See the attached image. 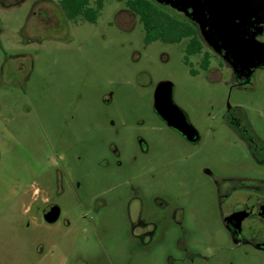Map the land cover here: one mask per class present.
Segmentation results:
<instances>
[{
  "label": "rangeland",
  "instance_id": "rangeland-1",
  "mask_svg": "<svg viewBox=\"0 0 264 264\" xmlns=\"http://www.w3.org/2000/svg\"><path fill=\"white\" fill-rule=\"evenodd\" d=\"M184 44H145L125 0L95 22L67 20L58 0H0V264H228L241 249L215 182L255 168L222 117L243 111L264 139V65L238 85L206 43L186 65ZM162 81L197 144L154 111ZM139 199L146 216L167 200L179 223L135 240Z\"/></svg>",
  "mask_w": 264,
  "mask_h": 264
},
{
  "label": "flooded vegetation",
  "instance_id": "flooded-vegetation-1",
  "mask_svg": "<svg viewBox=\"0 0 264 264\" xmlns=\"http://www.w3.org/2000/svg\"><path fill=\"white\" fill-rule=\"evenodd\" d=\"M259 35H257L258 40ZM253 69L239 72H235L232 69L237 84L250 85ZM156 114L165 126L178 133L184 141L191 144H197L200 141L201 136L194 127L192 129H184L183 127L179 129V124L181 123L179 122V115L175 116L178 127L174 128L168 126L157 112ZM222 120L223 125L239 138L255 168L248 172L252 176H221L217 177L215 182L223 226L231 239L241 247L231 257L228 264H264V139L253 130L246 113L243 111L229 108L224 113ZM139 200L136 215L133 219L130 218L133 226L132 235L135 240L140 242L144 241L147 236H153L159 226L164 227L171 222L179 223V220L174 215L175 209H171L172 203L167 200L162 199V204L158 205L155 208V213L150 216H146L142 199ZM44 203V208L42 209L43 217L48 209L55 206L49 204L47 200Z\"/></svg>",
  "mask_w": 264,
  "mask_h": 264
},
{
  "label": "water",
  "instance_id": "water-1",
  "mask_svg": "<svg viewBox=\"0 0 264 264\" xmlns=\"http://www.w3.org/2000/svg\"><path fill=\"white\" fill-rule=\"evenodd\" d=\"M184 13L198 27L204 42L235 72L264 65V42L257 35L264 30V0H156ZM173 86L160 82L154 90V109L170 127L192 129L184 112L173 102ZM59 208L52 206L44 219L55 222Z\"/></svg>",
  "mask_w": 264,
  "mask_h": 264
},
{
  "label": "trees",
  "instance_id": "trees-1",
  "mask_svg": "<svg viewBox=\"0 0 264 264\" xmlns=\"http://www.w3.org/2000/svg\"><path fill=\"white\" fill-rule=\"evenodd\" d=\"M104 0H58V4L68 20L82 19L95 22ZM125 6L132 11L144 31V43L161 41L179 43L185 40L183 61L190 65L189 56L202 53L204 40L197 25L184 13L159 3L156 0H125ZM201 68L209 65V56L204 53Z\"/></svg>",
  "mask_w": 264,
  "mask_h": 264
}]
</instances>
